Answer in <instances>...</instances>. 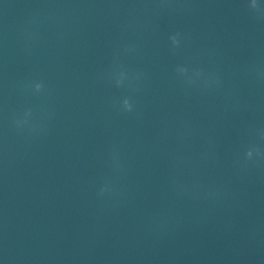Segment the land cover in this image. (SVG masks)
<instances>
[{"label":"water","instance_id":"95a60500","mask_svg":"<svg viewBox=\"0 0 264 264\" xmlns=\"http://www.w3.org/2000/svg\"><path fill=\"white\" fill-rule=\"evenodd\" d=\"M250 3L0 0V264H264Z\"/></svg>","mask_w":264,"mask_h":264},{"label":"clouds","instance_id":"9594fccd","mask_svg":"<svg viewBox=\"0 0 264 264\" xmlns=\"http://www.w3.org/2000/svg\"><path fill=\"white\" fill-rule=\"evenodd\" d=\"M249 8L252 11H254V12L258 11L257 0H251V3L249 5ZM258 18H260V17H258ZM170 39L172 40V43L174 45H177L179 43V41L177 40L176 36H172V37H170ZM177 71L178 72H181V73H184L186 71V69H184V68H178ZM117 83L119 84L120 82L118 81ZM35 87H36V90L39 91L41 89L42 85L41 84H36ZM121 104H122V109L125 112H132L133 109H134L133 102L129 98H127V97L122 100ZM254 151L256 152V155L257 156L260 155V152H259L258 149H249L245 153V156H246V159L247 160H251L252 159Z\"/></svg>","mask_w":264,"mask_h":264}]
</instances>
